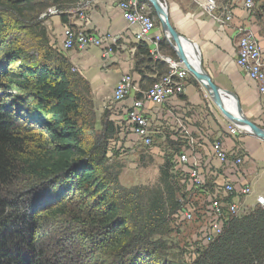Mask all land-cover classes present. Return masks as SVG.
<instances>
[{"label":"trees","instance_id":"16d2710c","mask_svg":"<svg viewBox=\"0 0 264 264\" xmlns=\"http://www.w3.org/2000/svg\"><path fill=\"white\" fill-rule=\"evenodd\" d=\"M0 6L22 17L42 53L37 64L12 67L21 60L17 48L0 50V264H188L170 258L163 240L180 233L170 215L185 194L169 171L185 142L167 140L159 186L122 185L121 166L103 163L116 123L103 118L102 153L92 155L85 143L97 125L91 85L50 42L41 18L49 0ZM5 22L0 13V38ZM196 246L192 264H264V208L234 217L213 243Z\"/></svg>","mask_w":264,"mask_h":264},{"label":"crops","instance_id":"0c3cea01","mask_svg":"<svg viewBox=\"0 0 264 264\" xmlns=\"http://www.w3.org/2000/svg\"><path fill=\"white\" fill-rule=\"evenodd\" d=\"M120 1L122 0H76L71 3L64 1L66 9H63V14H66L67 21L62 20L61 14H52L47 16L45 26L51 44L68 58L72 68L90 82L96 117L99 119L104 116L103 118L114 121L121 134L120 123L124 119V110L132 105L138 94L140 95L137 92L123 102L115 103L112 99L113 91L121 77L131 74L136 88L147 89L169 72L166 57L180 59L161 24L156 25L147 41L138 42L135 37L138 27L125 20L119 7ZM162 1L167 7L172 26L198 48L202 65L214 84L219 89L234 94L245 115L264 128V95L260 94L257 83L236 63L239 26L251 29L260 44L264 45V25L260 17L255 15L258 13L247 9L242 2H229L232 5L230 10L233 19L227 24H222L201 6L206 0ZM224 1L226 0L218 2V14H222L221 11L228 4ZM148 5L150 7V4ZM80 10L85 18L81 16ZM66 26L102 38V45L64 50L62 45ZM156 36H160L157 48L161 56L151 53V50L156 48L153 43ZM112 37L117 40L114 42ZM105 46H112L113 51L109 57L104 58L102 52ZM193 78V75L187 78L185 91L181 96L170 98L164 105L145 102V111L150 120L154 140L150 153L156 154L159 150L160 156L163 157L168 147L167 140L183 142L186 139L177 130L175 119L169 113L171 109L190 126L197 137L196 156L209 180L224 183L229 173L226 171L224 175L225 169L211 149L214 140H221L227 149L241 152L243 156L242 170L246 176L243 177L237 172L229 178L239 185L250 183L254 191L250 197L264 195V140L250 133L232 137L227 130L228 121L223 113L208 97L202 84L196 78L198 82H195ZM131 140L135 142L134 136L128 134L123 139L126 152L115 151L114 155L119 157L123 154L128 157L131 153L136 154L138 147L129 148L133 144ZM183 148L187 150L188 146ZM244 200L249 201L248 198Z\"/></svg>","mask_w":264,"mask_h":264},{"label":"built area","instance_id":"2783aa9c","mask_svg":"<svg viewBox=\"0 0 264 264\" xmlns=\"http://www.w3.org/2000/svg\"><path fill=\"white\" fill-rule=\"evenodd\" d=\"M231 2H239V0H231ZM254 4V0H243V5L247 9H253ZM201 6L222 24H227L233 19L231 6L228 4L221 11L222 14H218L219 6L216 0H206L201 3ZM119 7L125 20L130 25L138 27L135 33L136 40L138 42L147 41L155 30L157 23L146 0H122ZM63 12L64 10L53 5L41 14V18H46L49 14H61ZM80 14L85 18L83 11L80 10ZM238 34L236 63L251 80L257 83L260 94L264 95V45L260 44L254 32L247 27L239 26ZM112 40L115 42L117 39L112 37ZM158 40H160V36H156V41L153 42L156 48L151 50V53L161 56L158 54ZM168 40L171 42L169 37ZM101 45L102 38L100 37L69 26L64 29L62 45L64 50ZM112 51V46H105L102 56L104 58L109 57ZM166 60L169 64V72L147 89L136 88L131 74L123 75L115 86L112 98L115 103L123 102L130 95L137 92L140 95L138 94L133 99L132 105L124 110V119L120 123L121 134L118 129L117 136L109 142L111 153L115 151L126 152L123 139L128 134H132L135 138V142L131 140L133 144L129 148L143 146L148 148L147 151L150 152V148L154 146L150 120L145 111V102L149 101L164 105L170 98L181 96L185 91L187 78L192 76L181 60L171 57H166ZM72 70L76 71L74 68ZM169 113L175 119L174 123L177 130L186 138L180 152L175 155L174 165L169 171L170 175L175 177L174 181L179 183L185 197L180 199V204L170 215V219L174 226L189 225L193 227L195 229L192 236L193 244L206 246L218 239L224 233L228 223L238 216L239 205H243L241 200L238 201L239 195L244 199L246 198L244 196L252 194L253 189L250 183L239 185L235 180L229 178L237 172L241 173L243 177L246 176V173L242 170L243 156L241 152L227 149L221 140H214L211 149L225 169L224 175L227 173L226 171L229 173L225 177L226 181L224 183L209 180L201 169L200 161L196 156L197 137L194 136L190 126L175 115L173 110L170 109ZM226 120L228 121L227 130L233 136L248 133L244 127H240L228 119ZM187 146V150L183 148ZM164 155L165 152L163 157H165ZM257 206L264 208V195H257L255 203L251 206L247 203L245 213Z\"/></svg>","mask_w":264,"mask_h":264},{"label":"rangeland","instance_id":"374dc122","mask_svg":"<svg viewBox=\"0 0 264 264\" xmlns=\"http://www.w3.org/2000/svg\"><path fill=\"white\" fill-rule=\"evenodd\" d=\"M216 1L217 3L219 2V0H216ZM226 1L228 5H230L229 2H231V0H226ZM239 2L243 3V0H239ZM254 3L255 4H254L253 9L256 13L260 15L259 17H260L261 23L262 25H264V0H254ZM49 4L50 6L52 4L54 5L56 4L58 8H59L58 4L63 5L61 1L55 2L54 0H49ZM0 13L2 14V16H4L6 20L5 23H6V29H7V32H5L4 35L1 36L2 38H0V50L3 51L5 49L4 51L6 52L4 53L2 51L1 52L4 55H6L8 51L17 48L16 50L19 53L18 56L21 59V60H17L15 64L11 66L17 67L18 65H21V64H27V65L37 64L41 60V55H42L41 49L39 47L38 42L34 40V37L27 33L30 31L25 29L22 26L23 25L22 17L16 11L11 10L10 8L4 7V6H0ZM255 15L257 16V14ZM156 23L158 25L161 24V22L160 21L158 22L157 20H156ZM18 47H21L22 49H19ZM189 47L191 49L193 48V49L198 50L196 46L190 45ZM197 50H195L197 55L198 54L200 55V53H198L199 50L198 51ZM200 59H201V56H200ZM103 120L104 119L102 116L99 119L97 118L96 129L94 130L93 133L87 132L86 137H85V143L87 147L89 148L90 153L94 156H96V153L98 152L102 153L103 148L105 150V147H104L105 140L102 135L103 126H104ZM232 137L236 138L238 136H232ZM147 150L148 148L139 146L136 149V154L131 153V156H128V157H124L123 154H121L119 157H116L114 153H111L108 150L107 157L105 158L106 163L104 161L103 163L107 165H115L116 168L121 166L120 182L122 183V185L126 187H132L136 185L156 187V186H159V182L162 179L161 169L164 166L165 160L162 156H160L159 150L156 151V154H150V152H148ZM176 184L179 185L177 181H176ZM237 193L239 194V191ZM253 193L254 191L252 190V194ZM252 194L244 196L248 198L249 201H245L239 195L238 201L241 200L243 202V205H239L238 216L244 215V213L246 212L245 205L247 203L250 206L253 203H255L256 198L250 197ZM39 195L40 193L36 191V194L34 195V197L38 198ZM173 227H177V226L173 225ZM180 227H178L180 229L179 234L176 232H173L171 235L163 237V240L167 241L168 246L170 247V250H169L170 251L169 255L171 256L170 258H173V260H176L178 262H186L188 264H192L199 257V254H198L199 252L197 251L199 247L193 244V239H192L195 229L189 225H186V226L182 225ZM157 239H159L157 238V236L154 237V240H157ZM160 250L161 249L159 248V251Z\"/></svg>","mask_w":264,"mask_h":264},{"label":"water","instance_id":"95a60500","mask_svg":"<svg viewBox=\"0 0 264 264\" xmlns=\"http://www.w3.org/2000/svg\"><path fill=\"white\" fill-rule=\"evenodd\" d=\"M152 8L158 16L161 26L167 37L170 38L172 46L179 59L183 62L190 73L202 84L212 101L229 121L240 127H244L248 133L264 140V128L250 120L239 103L237 97L225 90L219 89L202 65L201 59L196 60L189 46H196L192 41L185 39L172 26L167 7L161 0H149ZM227 97H231L230 101ZM233 102V103H231Z\"/></svg>","mask_w":264,"mask_h":264},{"label":"bare ground","instance_id":"6f19581e","mask_svg":"<svg viewBox=\"0 0 264 264\" xmlns=\"http://www.w3.org/2000/svg\"><path fill=\"white\" fill-rule=\"evenodd\" d=\"M51 15H52V14H51ZM189 48H190V47H189ZM190 50H191L192 53L194 54V57L196 58V60L199 61V60H200V55H199V54L197 55V53H196V51H195V50H197V49H193V48L191 49V48H190ZM193 50H194L195 52H194ZM197 51H198V50H197ZM198 53H199V52H198ZM228 99H229L230 101H233V99H232L231 97H228ZM231 103H233V102H231Z\"/></svg>","mask_w":264,"mask_h":264},{"label":"clouds","instance_id":"9594fccd","mask_svg":"<svg viewBox=\"0 0 264 264\" xmlns=\"http://www.w3.org/2000/svg\"><path fill=\"white\" fill-rule=\"evenodd\" d=\"M208 94V93H207ZM209 96V95H208Z\"/></svg>","mask_w":264,"mask_h":264}]
</instances>
